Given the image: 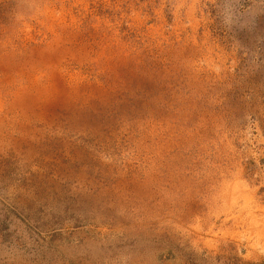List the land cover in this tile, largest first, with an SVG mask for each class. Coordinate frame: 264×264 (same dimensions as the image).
<instances>
[{
    "label": "rangeland",
    "instance_id": "rangeland-1",
    "mask_svg": "<svg viewBox=\"0 0 264 264\" xmlns=\"http://www.w3.org/2000/svg\"><path fill=\"white\" fill-rule=\"evenodd\" d=\"M0 264H264V0H0Z\"/></svg>",
    "mask_w": 264,
    "mask_h": 264
}]
</instances>
